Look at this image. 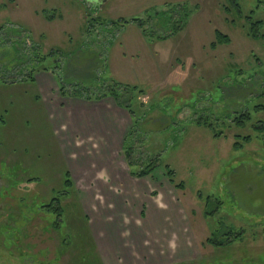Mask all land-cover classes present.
<instances>
[{"label": "rangeland", "instance_id": "1", "mask_svg": "<svg viewBox=\"0 0 264 264\" xmlns=\"http://www.w3.org/2000/svg\"><path fill=\"white\" fill-rule=\"evenodd\" d=\"M237 2L241 18L230 0H0V264H264V133L255 130L264 125V38L247 37L244 20L262 21L264 35V0ZM133 19L140 30L119 24ZM215 32L230 42L212 49ZM43 68L58 87L80 93L110 82L144 91L137 114L146 115L117 150L118 161L132 150L129 175L159 157L142 209L116 195L122 184L110 188L114 201L101 195L109 176L102 159L85 167L77 159L85 152L71 151L65 164L26 79ZM254 86L257 94L245 96ZM53 99H62L58 88ZM236 104L250 112L245 129L225 117ZM210 113L226 138L192 123ZM237 136L252 141L233 150ZM166 167L182 190L170 185ZM66 171L80 212L71 207L57 233L28 208L49 202ZM118 201L125 214L114 211ZM227 232L242 237L227 248L206 242Z\"/></svg>", "mask_w": 264, "mask_h": 264}, {"label": "crops", "instance_id": "2", "mask_svg": "<svg viewBox=\"0 0 264 264\" xmlns=\"http://www.w3.org/2000/svg\"><path fill=\"white\" fill-rule=\"evenodd\" d=\"M138 35L142 43L143 36L141 32ZM33 84L36 88V96L40 102L44 118L65 164L69 166L73 162L70 157L71 151L83 150L85 152L84 158H77L84 161L83 165L85 167L91 165L93 157L102 159L103 163L108 165L106 170L109 176L106 185L97 188L100 190L101 195H107L108 199L114 201L116 195L120 194L122 196L124 194L125 198L132 200L133 206L138 205L135 212L142 209L141 203L145 198L144 194L151 190L149 182H146L145 185V181L149 177L137 179L126 174L129 171L126 161H118L119 157L117 156V150H122L125 137L131 128L128 113L116 106L110 98L89 101L67 97L56 101L53 98L57 94L58 85L55 74L51 71L36 73ZM95 150L99 152L98 156L93 155ZM111 153H114L115 158ZM116 161L121 168L117 171L111 168L114 165L113 162ZM75 164H78L76 160ZM73 182L75 183L74 179ZM119 184H122L121 187L124 188V191L117 192L116 195L109 193L110 188ZM152 199H148V202L152 203ZM122 205L121 201L116 202L117 209H114V211L126 212L125 210L121 211L120 208L125 207ZM108 210L111 209L108 208ZM130 211L133 213L132 209ZM140 212L139 210V215ZM145 212L146 208L144 214ZM141 219H146L145 215ZM94 226L96 225L91 223L92 233H94Z\"/></svg>", "mask_w": 264, "mask_h": 264}, {"label": "trees", "instance_id": "3", "mask_svg": "<svg viewBox=\"0 0 264 264\" xmlns=\"http://www.w3.org/2000/svg\"><path fill=\"white\" fill-rule=\"evenodd\" d=\"M233 9L237 12V15L239 18L242 17V12L239 7V4L237 0H230ZM187 16V15H186ZM54 19V16L47 17L46 20ZM244 20L246 21V36L254 39V40H260L264 38V35L260 33L261 28L263 26L262 21H253L251 19V16L245 17ZM134 24L137 29L140 30L141 23L139 20H131L129 22L122 21L119 22L121 25L125 24ZM112 25L117 24V22H111ZM3 31V28L0 29V32ZM143 36V33H141ZM166 37H160L159 39H166ZM215 39L216 41L211 44V48L215 49L218 45L228 44L230 42L229 38L227 36H224L220 34L219 32H215ZM60 55L59 51H52L48 55ZM40 71H50L46 69H32L29 73H27V80L29 82L34 81V75L35 73H38ZM26 80V81H27ZM2 84H5L6 82H1ZM77 89V88H76ZM58 92L60 94L61 98H79V99H85V100H94L99 101L102 99L110 98L114 101L116 106L119 108L125 110L131 120L132 127L129 129L125 141L122 147V151L124 148V145L127 143L128 139L131 138L133 135L135 128L138 126V122L140 117H143L146 115V112H143L141 114H137V110L143 105L138 103V99L140 96L145 95L144 91L142 89H139L138 86L135 85H127L122 84L119 82H110L107 86H105L102 89H99L96 93H89L87 90L80 91L75 90L74 88H66V87H58ZM258 92V90H257ZM255 92V86L253 87V90L246 93L245 96H254L257 94ZM264 94V93H263ZM235 110H233L230 106H226L223 110L227 112V115L225 117H228L229 120H231V125L235 126L238 129H245L247 124H250L251 121V115L248 109H244L240 104H236V107H234ZM256 109H262L260 106H256ZM229 110V111H228ZM207 113V112H205ZM211 115V113H210ZM219 122V118L216 117L215 114L211 116L200 115L195 116L192 120V123L197 127H202L206 129L211 136L214 139H220V138H226V135L224 131L222 132L219 127H217V123ZM5 124L4 115L0 114V127ZM255 130L260 131V133H264V125L259 124L258 127H255ZM236 139H239V136L236 137ZM252 141V138L249 136L246 137H240L239 140H236V142L233 144L232 149L233 150H239L243 149L244 145L250 144ZM264 145V141H263ZM131 149H127V151L124 152V158L127 163V165L132 167V164L134 162L131 160ZM159 157L155 156L152 158L148 165L142 169L139 170H130L131 177L142 179L145 177L151 176L155 170L157 169V163H158ZM165 174L166 177L170 183L171 186L175 187L178 190L183 189L182 184H176L175 183V172L171 170L169 167L165 168ZM53 190V196L50 198L49 202L42 203V201H38L35 203H30L31 207L28 208L30 212V217L33 220H37L38 222H43L44 224L48 225L53 229V231L57 233H61V230L64 226H66V217L68 215V211L71 207H74L75 209L79 210V204L75 203L76 200V190L74 188V183L72 182L71 176L68 171H66L64 175V181H63V188L59 191ZM73 200V201H72ZM207 201H210V198L207 197ZM216 204L218 207H220L221 202L216 201ZM23 209V207L21 206ZM80 210L78 211L79 214ZM215 212V211H213ZM213 212H210L209 215H212ZM20 213V212H19ZM225 238L223 239H215L213 238L208 239L206 242L210 245L214 244L215 247H221V248H227L230 246L233 241L240 240L242 237V234L236 235L234 237H231L233 233L227 232L223 234ZM220 240V242H219ZM62 242H65L63 240ZM218 245V246H217ZM66 247V246H65Z\"/></svg>", "mask_w": 264, "mask_h": 264}]
</instances>
